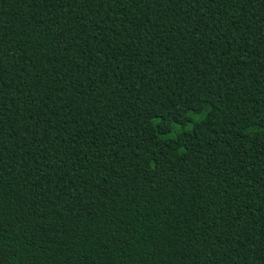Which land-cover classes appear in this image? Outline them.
<instances>
[{
  "label": "trees",
  "instance_id": "obj_1",
  "mask_svg": "<svg viewBox=\"0 0 264 264\" xmlns=\"http://www.w3.org/2000/svg\"><path fill=\"white\" fill-rule=\"evenodd\" d=\"M0 264H264V0H0Z\"/></svg>",
  "mask_w": 264,
  "mask_h": 264
}]
</instances>
